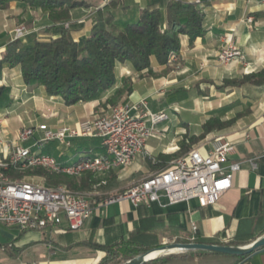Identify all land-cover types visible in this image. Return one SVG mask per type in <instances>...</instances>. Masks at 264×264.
Wrapping results in <instances>:
<instances>
[{"label":"crops","instance_id":"obj_1","mask_svg":"<svg viewBox=\"0 0 264 264\" xmlns=\"http://www.w3.org/2000/svg\"><path fill=\"white\" fill-rule=\"evenodd\" d=\"M174 1L194 4L204 14L202 37L192 43L186 36L179 38V70L168 64L159 66L151 59L153 75L148 76L135 73L129 65L118 64L113 89L96 100L65 106L60 98L49 97L43 88L28 89L18 67L3 65L0 88L5 90L7 99L0 105V116L4 117L0 158L7 157L12 151L16 135L23 126L74 127L98 117L105 101L127 80L131 92L123 95L118 104L146 99L152 112H163L168 120L159 124L147 141V156L139 155L128 168L107 173L106 185L93 190L95 199L100 201L116 195L168 167L174 159L167 160V157L178 152L183 137H198L201 125L210 115L233 122L222 131L207 134L194 146L216 136H223L234 145L235 151L229 162L238 163L240 170L232 176L231 188L217 204L207 208H199L195 201L166 206L163 198L160 203L136 208L127 201L98 207L75 232L69 231L64 221L60 226L41 231H19L0 225V264H97L105 254L92 245L112 247L131 238L136 244L148 247L189 244L195 240L224 246L236 241L246 246L252 238L264 235V84L225 85V82L239 81L264 70V0ZM123 2L129 6L120 13L124 21L137 19L140 11L147 7V0ZM105 4L100 1L96 8ZM10 5L7 10H0V60L6 45L13 41L14 29L19 26L15 21L19 18L29 20L33 13L16 2ZM96 8H77L70 12L68 25L74 41L88 37ZM38 13L42 24H25L33 34L50 25L46 14ZM248 18L251 22H247ZM229 42L240 51V59L229 66L219 65L217 52ZM179 95L184 96L183 102L177 98ZM192 97L200 104L199 112L194 113L192 103L187 102ZM183 114L186 115L184 119L181 118ZM42 153L60 164H69L84 155L103 154L104 150L98 140L77 139L68 149L51 144ZM159 157L164 158L159 160ZM249 160L255 164L254 169ZM155 162L159 169L151 168L150 164ZM26 177L41 180L45 185L43 177ZM92 188L78 191L90 192ZM234 263L227 257L191 254L167 264ZM237 264H264V247Z\"/></svg>","mask_w":264,"mask_h":264},{"label":"built area","instance_id":"obj_2","mask_svg":"<svg viewBox=\"0 0 264 264\" xmlns=\"http://www.w3.org/2000/svg\"><path fill=\"white\" fill-rule=\"evenodd\" d=\"M100 1L105 4L108 0ZM64 27L69 28V25L64 24ZM32 34L19 25L13 31V40H24ZM240 56L237 47L229 42L219 48L216 61L229 66ZM167 64L179 70L178 55L171 54ZM107 108L102 115L74 127L51 129L36 125L18 131L12 151L0 158V225L19 231H41L60 226L64 221L68 230L75 232L98 207L127 201L136 208L160 203L163 198L166 206L195 201L199 208H207L217 204L231 188L232 176L240 170L238 163L229 162L235 147L225 137L216 136L200 142L186 155L170 162L168 167L128 189L97 201L94 191L106 185L105 175L128 168L139 155L147 156V141L153 137L157 126L168 120L165 113L152 112L146 99ZM3 123L4 117L0 116V133ZM77 139L98 140L104 153L84 155L69 164H60L42 153L51 144L68 149ZM248 162L254 169L255 164L251 160ZM30 168H42L71 178L90 175L95 184L90 192H74L63 184L47 187L41 180L31 177L12 181L6 176L10 169L22 172ZM192 230L195 232L196 227Z\"/></svg>","mask_w":264,"mask_h":264},{"label":"trees","instance_id":"obj_3","mask_svg":"<svg viewBox=\"0 0 264 264\" xmlns=\"http://www.w3.org/2000/svg\"><path fill=\"white\" fill-rule=\"evenodd\" d=\"M12 2L24 9L46 14L50 25L24 40L9 42L0 60V68L3 65L18 67L28 89L43 88L49 97L60 98L65 106L96 100L113 89L118 64L129 65L139 75L152 76L151 59L159 66H165L171 54L178 55L181 36H186L192 43L205 33L204 14L194 4H182L174 0H147V7L140 11L137 19L124 21L120 13L129 9V6L123 0H110L101 8H96L88 37L76 42L64 24L70 23L72 10L92 7L89 3L84 0H0V10H7ZM263 84L264 70L247 75L239 81L225 82V85L236 86ZM130 92L129 82L124 80L123 86L106 102L117 105L120 98ZM6 99L5 90L0 88V105ZM232 122L221 121L219 117L210 115L201 125L200 135L192 137L188 146L180 144L179 153L167 157V160L177 158L207 134L222 131L231 126ZM159 158L163 160L164 157ZM150 166L153 169L160 168L156 162ZM6 176L12 181L21 180L25 176H40L47 187L63 184L74 192L92 188L95 184L90 175L71 178L42 168H30L22 172L10 169ZM255 240L252 238L251 243ZM195 243L209 245V242L202 240H195ZM226 246L241 247L236 241ZM92 247L105 254L97 264H123L159 248L141 246L132 238L112 247ZM177 254L168 258L158 257L145 264H167L191 254L227 257L233 259L234 264L246 258L200 251Z\"/></svg>","mask_w":264,"mask_h":264},{"label":"water","instance_id":"obj_4","mask_svg":"<svg viewBox=\"0 0 264 264\" xmlns=\"http://www.w3.org/2000/svg\"><path fill=\"white\" fill-rule=\"evenodd\" d=\"M263 247H264V235L257 238L251 244L246 245V246H241V247L207 245V244H196V243L165 244L139 257L133 258L123 264H145L149 261H152L166 254H174V253L188 252V251H200V252H209V253L222 254V255H228V256H238V257L246 256L247 257ZM170 251H174V253H169ZM152 252H163V253L159 255L158 257L148 258L149 254Z\"/></svg>","mask_w":264,"mask_h":264},{"label":"rangeland","instance_id":"obj_5","mask_svg":"<svg viewBox=\"0 0 264 264\" xmlns=\"http://www.w3.org/2000/svg\"><path fill=\"white\" fill-rule=\"evenodd\" d=\"M86 3H89L90 5H92V7L93 8H96V7H98L99 5H100V1L99 0H84ZM9 6H11V5H9ZM33 13L30 15V19L29 20H24V19H22V18H19V19H17V21H15L16 22V25H21V24H24L23 26L24 27H26L25 26V24L26 23H30V24H35V25H40V24H42L43 23V21L40 19L41 18V15H40V13H38L39 11H37V10H31ZM27 29V28H26ZM44 29V28H43ZM28 30V29H27ZM42 29H39V30H37L36 32H35V34L36 33H38L39 31H41ZM178 99H179V101L180 102H183L185 99H184V96L183 95H179V97H177ZM181 98V99H180ZM107 101V100H106ZM105 101V104L103 105V109L102 110H100V112H99V115H97V116H100V115H102V111H106L108 108H107V106H110V107H113V106H116V105H110V104H107V102ZM187 101V100H186ZM187 102H191L192 103V107H193V110H194V113L197 111V112H199V106H200V104H199V102L196 100V98L194 97H192V99L191 100H188ZM117 105H119V104H117ZM194 113H192V115L194 114ZM198 115V114H197ZM199 116V115H198ZM186 117V115H181V118L182 119H184ZM23 127H26V126H23ZM197 129V128H196ZM185 138H187V139H185ZM192 137H188V136H185V137H183V139H182V141L180 142V144H184V145H186V146H188L189 145V141H190V139H191ZM198 143V142H197ZM197 143H195V144H197ZM194 144V145H195ZM194 145H191V148L188 150V151H186L185 153H181V154H179V156H177V158H175L174 160H176V159H178V158H180V157H182V156H184V155H186L193 147H194ZM179 148H180V146H179ZM179 151L180 150H178V152L177 153H179ZM23 178V177H22ZM21 178V179H22ZM136 184V183H135ZM132 185H134V184H132ZM131 185V186H132ZM46 186V185H45ZM130 186V187H131ZM128 189V188H127ZM173 255H178L177 253H175V254H166V255H163V256H161V257H166V258H168V257H171V256H173ZM158 257V256H157Z\"/></svg>","mask_w":264,"mask_h":264},{"label":"bare ground","instance_id":"obj_6","mask_svg":"<svg viewBox=\"0 0 264 264\" xmlns=\"http://www.w3.org/2000/svg\"><path fill=\"white\" fill-rule=\"evenodd\" d=\"M163 252H152L149 254L148 258H155L159 255H161ZM169 253H174V251H170Z\"/></svg>","mask_w":264,"mask_h":264}]
</instances>
